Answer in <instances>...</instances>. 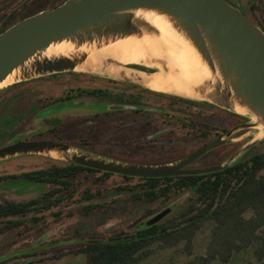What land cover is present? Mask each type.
<instances>
[{
    "label": "water",
    "instance_id": "95a60500",
    "mask_svg": "<svg viewBox=\"0 0 264 264\" xmlns=\"http://www.w3.org/2000/svg\"><path fill=\"white\" fill-rule=\"evenodd\" d=\"M150 15L162 18L189 42L210 73L202 85L193 87L201 99L168 95L209 103L237 114H240L237 108H241L246 112L242 115L252 122L234 128L225 137L169 164L117 161L50 141L23 142L1 148L0 162L16 156L49 155L56 151L67 162L115 175L148 179L212 174L237 162L243 152L225 164L189 168L209 152L225 145L236 132L258 126L264 128V31L225 0H68L57 8L30 16L0 34V87L14 74L16 82L13 85L76 72L77 67L88 59V53L79 51L85 46L100 49L128 38L158 37L160 32L148 17ZM62 44L74 48L67 50V55H61L55 47ZM107 64L124 67L111 60ZM136 66L159 71L145 65L128 68L153 73L133 68ZM120 79L134 82L124 77ZM258 140L255 139L246 152ZM170 212V209L163 211L149 225L159 223Z\"/></svg>",
    "mask_w": 264,
    "mask_h": 264
},
{
    "label": "rangeland",
    "instance_id": "374dc122",
    "mask_svg": "<svg viewBox=\"0 0 264 264\" xmlns=\"http://www.w3.org/2000/svg\"><path fill=\"white\" fill-rule=\"evenodd\" d=\"M258 6L259 10H257V14L263 16L264 0H259ZM46 9L49 10L51 7L48 6ZM252 13L256 15V13ZM68 73L71 72L64 73L62 76L50 75L36 78L31 81L23 82V84L12 90L7 89L13 86V84L7 85L0 90V141L5 139L7 135H10V131H14V134H11V136L0 144L1 147L14 144L19 139L38 137L42 135V133L47 134V132L56 125H68L67 131L75 129L76 132L79 131L78 134L82 135V133H84L83 131H87L85 129L91 126H82V124H80V119L89 114H97L101 112L100 109L90 105L73 104L71 106H58L47 114H39L34 117V113H38L42 109L41 104L43 98L46 97L48 93L59 90V88V91L65 93L73 87H95L100 84L104 78H111L123 82L126 81V79H116L105 74L84 73L81 71L72 72L74 74ZM75 73L81 74L82 76L76 77ZM135 84L146 90L149 89L141 83L135 82ZM9 93H14V95L10 96ZM146 108L158 112L157 115L160 113L173 115L175 119V133L177 136L182 137V139H187L185 128L183 129L182 125V122L188 119V114L185 113V111L178 110L179 108L177 105H175V109H173L169 102H161L154 97L146 99ZM198 111L199 109L196 107L193 108L194 114L198 113ZM238 115L246 117L242 114ZM157 117L161 118L160 116ZM23 118L26 119V121L23 120ZM249 120L252 122L250 118ZM160 121L155 120V122L159 124L161 123ZM160 125L164 126V123ZM16 126H18V128L15 130ZM128 128L130 129V126L116 131L91 132V139H89V141L92 145L79 149L101 157H103V154H106L120 157L127 161H134L138 164L159 165L165 164L170 160L180 159V157L188 151V146L192 148L196 145H183L176 149L178 150L176 155L163 154L155 147H136V145L132 143L127 144V146H121L120 137ZM88 133H84L82 137L88 139ZM178 133L180 134L178 135ZM260 133L261 131L255 128L243 131L231 142L232 145L218 150L215 149L216 151L214 150V153L209 154L200 163L202 165L213 164L217 161L216 158L220 157V164H225L228 163L233 156L243 152V155L238 157V159H240L248 153L246 150L251 143L258 138ZM79 139L80 138H75V141H79ZM148 139L151 138L141 141L145 142L148 141ZM263 139L264 134L262 139L257 141L256 147L252 151L253 153L264 151ZM134 141L138 142L136 139H134ZM227 153L230 154V156L226 158L224 155ZM50 158L66 161L62 157H52L48 154L16 156L0 162V175H14L44 168L48 166V159ZM100 177V174L81 175L77 180V193L73 200L65 201L60 207L53 209L48 213L45 220L38 224L29 221L23 225L20 230H13L5 234H0V259H2L5 254L9 253V251L27 249V255L22 256L20 253L18 257L9 261H5L3 259L6 258H3L0 264H28L31 260L42 261L34 264H85V257L82 255H66L60 259L54 258L77 249L81 244L87 241L95 239L107 240L121 232L131 231L130 226L134 224L136 220L144 217H146L147 220H151L164 210V208L161 209L159 207V204H134L128 193L117 191V187L126 184L124 179L114 176L99 180ZM130 183L135 185L138 181L134 180ZM51 188L50 186H35L23 183H18L17 185H0V199L28 200L39 197L42 192ZM86 191H90L91 193L101 191L102 195L93 200H85L83 199V195ZM194 198V191H189L183 196L171 201L168 208H171L172 213H170L163 222L180 217L193 202ZM97 204L102 205V207L94 209L92 212H87L85 207ZM58 212L61 213L59 217L56 216ZM211 228L212 224L207 223L197 236L194 242V255L188 256L184 254L182 252V245L173 249H161L155 246L153 248V256L142 264H190L194 261L196 256L206 254L207 246L211 239ZM251 263H258V259L253 250L237 253L230 264Z\"/></svg>",
    "mask_w": 264,
    "mask_h": 264
},
{
    "label": "trees",
    "instance_id": "16d2710c",
    "mask_svg": "<svg viewBox=\"0 0 264 264\" xmlns=\"http://www.w3.org/2000/svg\"><path fill=\"white\" fill-rule=\"evenodd\" d=\"M31 1L33 0H0V34L49 6L45 2L30 4ZM63 2L64 0H61L52 7L55 8ZM21 84L23 83L15 84L7 90H12ZM78 94L100 99L109 97V92L102 89L79 90ZM173 98L200 106L210 105L179 97ZM142 109L148 108L144 105ZM201 123L200 117L197 116L192 119L190 126L192 129L201 130ZM186 124L189 125L187 120H184L182 125L185 130ZM201 138L193 137L191 144L196 145L192 148L188 146V151L180 158L190 154L209 140ZM65 144L76 148H86L87 143L75 141V143L65 142ZM255 147L256 145L237 162L220 172L160 179L120 176L50 158L46 168L24 173L19 177L31 182L54 184L57 187L28 203L11 202L0 206V218L23 216L29 211L32 213V221L38 222L42 220L40 214L74 199L77 193V180L81 175L100 174L99 180L117 176L126 181L124 186L117 187V191L128 193L132 202L137 205L159 204V207L165 210L171 201L189 191H194L195 198L176 219L163 222L167 216L159 223L149 225L147 218L144 217L130 226L131 231L121 232L107 240L87 241L77 249L56 256L54 259H60L66 255H82L85 257V264H142L153 256L155 246L161 249H173L181 245L182 252L192 256L197 236L207 223H211V239L206 254L196 256L190 264H230L237 253L249 250H253L257 257L256 264H264V151L253 153ZM176 149L174 148L175 151L169 155H176L178 151ZM103 157L135 163L112 155L103 154ZM13 178L18 176L1 177L0 182ZM134 180L138 183L132 185L130 182ZM101 195V191L96 193L86 191L83 199L93 200ZM100 207L102 205L97 204L85 208L87 212H92ZM34 263L35 261L28 262V264Z\"/></svg>",
    "mask_w": 264,
    "mask_h": 264
},
{
    "label": "flooded vegetation",
    "instance_id": "af4514ba",
    "mask_svg": "<svg viewBox=\"0 0 264 264\" xmlns=\"http://www.w3.org/2000/svg\"><path fill=\"white\" fill-rule=\"evenodd\" d=\"M59 1L61 0H33L30 2V4L45 2L49 5V7H51V9H53L52 5ZM66 1L68 0H64L62 4H64ZM225 1L228 2L230 5L234 6L235 8H238L243 14H245L250 20H252L257 26H259L264 31V15L261 16L257 14V10H259V6H258L259 0H225ZM252 12L256 13V15L253 14ZM133 68L142 70L145 72H154L151 69L140 67V66H136ZM63 74L64 73H60V74H55L51 76H62ZM68 74H74V73L71 72ZM75 75L76 77L82 76L81 74H78V73H75ZM102 80L103 81L100 82V84H98L95 87H90V88L73 87V88H70L65 93L63 91H59L60 90L59 88V90H56L55 92L48 93L47 96L44 97L42 100V104H41L42 111L40 110V112L34 113L33 115L34 117H36L39 114H42V115L47 114L53 111L58 106H71L73 104L90 105L92 107H97L98 109L101 110V112L97 114H91V115L89 114V115L82 117V119H80V124H82V126L84 125L91 126L90 128L85 129L87 131H83L84 133L89 132L88 139H84V137H82L84 136L83 135L84 133H82V135L78 134L79 131L76 132L75 129H72L71 131H67V128L69 127L68 125H63V126L56 125L53 128H51L47 132V134L42 133V135L38 137L19 139L14 144L23 143V142H37V141H50V142H59V143L65 144V142L75 143V138H80L79 141H81L82 143H87L85 144L86 146H91L92 144L89 141V139H91V134H90L91 132L94 133L96 131H110V130L116 131V130L124 129L127 126H130V129L128 128L127 131H125L123 135L120 137L121 146H127V144L132 143V144H135L136 147L137 146H140L142 148L155 147L161 153L169 155V154H172L174 148H178L181 145L188 146L189 144H191L192 143L191 139L193 137L198 138L199 136V137H202L201 139H204V140H206L207 138L209 139L208 141H206L203 145L199 147L201 148L211 141H214L220 137H225L234 128L250 123V120L248 117L235 114L231 111L225 110L223 108L217 107L212 104H210L209 106H203V105L200 106V105L191 104L185 100H181V99L176 100L175 98L170 97L168 95L154 92L149 89L146 90L143 87H140L139 85L133 82H127V81L123 82V81H118V80L111 79V78H104ZM91 89H102V90L108 91L109 97L100 99V98L90 97V96H80L78 94L79 90H91ZM13 95L14 93L10 94V96H13ZM150 97H154L158 101H161V102L163 101L169 102L173 109H175V105H177L179 108L178 110H183L185 111V113L188 114L187 123L189 125L186 124L187 126L185 130L187 139H182V137L177 136V134L175 133L176 132L174 131L175 129L174 120L175 119L173 115H169L167 113L166 114L160 113L159 115H157L158 112H155L150 109H147V110L142 109V107L146 105V99ZM127 106H135L136 108H124ZM194 107L199 109L198 113L194 114L193 112ZM157 116H160L162 119ZM197 116H199L202 121L201 130H198L197 128L192 129V127L190 126L192 119ZM23 120L26 121V119L24 118ZM155 120L160 121L161 122L160 124L164 123V126L155 122ZM17 128L18 126H16L15 130ZM249 129H252V128L243 129L231 135L228 138L227 143L223 145L222 147L217 148L216 150L232 145L231 142L237 138V135L239 133L249 130ZM13 132L14 131H10V135H7L5 139H2L0 141V144L3 143L9 136H11V134H14ZM179 134L180 133H178V135ZM148 136H151V137H148ZM147 138H151V139H148V141H145V142L141 141V140H147ZM134 139H136V141L138 142H135ZM82 140H86V141H82ZM117 144H120V143H117ZM1 148H4V147L0 146V149ZM196 150H194L193 152H195ZM215 151L213 150L209 152L208 154L200 158L198 161H196L194 164L189 166V168L211 167V166L220 164L221 163L220 157H217L216 158L217 161L213 164H203L202 165L200 163L209 154H212ZM249 151L251 150L249 149L248 152ZM193 152H191L190 154H192ZM190 154L180 159L170 160L169 163L177 162V160L179 161L189 156ZM224 156L227 158L228 156H230V154L227 153ZM53 160L62 161L58 159H53ZM46 167L47 166H45L44 168ZM33 171H37V170H33ZM29 172H32V171L23 172V173L14 174V175H11V174L0 175V178L5 177V176L7 177L8 176H18V178H13V179L2 181L0 182V185H5V184L17 185L18 183L20 184L23 183V184H30V185H35V186H45V187L50 186L52 188L47 191L42 192L39 197L31 198L28 200H14V199L1 200L0 199V206L6 205L7 203H11V202L18 203V204L28 203L31 200L40 198L42 195L46 194L47 192L57 187L54 184L36 183V182H31L29 180L19 177L22 174L29 173ZM58 207H54L50 211L45 212L44 214H40V217L42 218V220L38 222H34V221L33 222L38 224L44 221L48 213ZM168 209L171 210V208H167L165 210H168ZM170 213H172V210ZM60 214L61 213L58 212L56 216L59 217ZM151 220H148V223ZM29 221H32V213L29 211L27 212V214L23 216H10V217L0 218V234H5L13 230L14 231L20 230L21 227ZM15 222H17V224H15ZM26 250L27 249L9 251V253L5 254L4 257H2V259L6 258L7 260L6 259H3V260L9 261L11 259L18 257V254L20 253L22 254V256H25L27 255ZM2 259H0V262L2 261ZM31 261H34V260H31ZM35 263H40V262L38 260V261H35Z\"/></svg>",
    "mask_w": 264,
    "mask_h": 264
},
{
    "label": "bare ground",
    "instance_id": "6f19581e",
    "mask_svg": "<svg viewBox=\"0 0 264 264\" xmlns=\"http://www.w3.org/2000/svg\"><path fill=\"white\" fill-rule=\"evenodd\" d=\"M148 17L158 28L160 36L128 38L100 49L94 46L82 47L79 51L88 53V59L77 67V71L105 74L116 79L124 77L141 83L154 92L201 99L202 97L193 87L204 83L210 75L209 69L196 50L169 23L154 15ZM72 48L74 47L70 44H62L56 46L55 50L61 55H67L66 51ZM110 60L124 67L108 65L107 62ZM130 65H145L157 68L159 71L147 74L129 69ZM15 77L16 74L10 76L0 89L14 84ZM237 111L246 114L241 108H237ZM256 129L261 131L257 139H262L264 128L258 126ZM49 155L62 156L56 151L50 152Z\"/></svg>",
    "mask_w": 264,
    "mask_h": 264
}]
</instances>
